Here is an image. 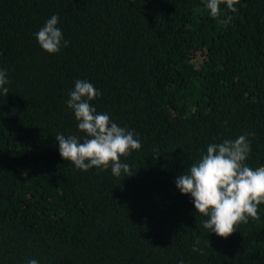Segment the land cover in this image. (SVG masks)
Listing matches in <instances>:
<instances>
[{
  "label": "trees",
  "instance_id": "16d2710c",
  "mask_svg": "<svg viewBox=\"0 0 264 264\" xmlns=\"http://www.w3.org/2000/svg\"><path fill=\"white\" fill-rule=\"evenodd\" d=\"M206 4L0 0V264H264V204L225 239L175 185L209 144L241 135L245 163L264 166V0L216 18ZM53 15L63 40L49 54L35 34ZM77 80L138 134L129 173L60 156L56 135L85 136L67 107Z\"/></svg>",
  "mask_w": 264,
  "mask_h": 264
},
{
  "label": "clouds",
  "instance_id": "9594fccd",
  "mask_svg": "<svg viewBox=\"0 0 264 264\" xmlns=\"http://www.w3.org/2000/svg\"><path fill=\"white\" fill-rule=\"evenodd\" d=\"M222 3H226L231 12H236L234 5L239 0H207L206 7L213 18L220 15ZM230 20L228 17L220 23L228 24ZM58 22L59 16L53 15L35 34L41 48L49 54L57 53L63 40ZM67 43L64 41V46ZM7 83V73L0 70V91L6 96L9 90L4 85ZM100 95L88 81H75L67 107L74 112L78 129L85 136L81 142L76 135H56L60 156L83 171L111 167L114 176H120L122 172L127 174L130 166L121 163V157L139 150L141 142L134 131L118 126L108 114L97 113L90 101ZM247 135L250 134L209 144L206 154L175 180L181 194L192 197L197 213L207 217L203 227L225 239L239 224L247 223L249 217L259 219L258 206L264 204V166L252 169L245 163L251 151ZM198 244L199 240L194 242L193 251L198 250ZM28 264H38V261L32 259Z\"/></svg>",
  "mask_w": 264,
  "mask_h": 264
}]
</instances>
